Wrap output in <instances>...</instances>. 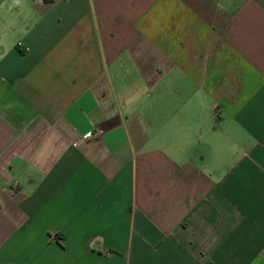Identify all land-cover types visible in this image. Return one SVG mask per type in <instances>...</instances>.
Masks as SVG:
<instances>
[{"label":"crops","instance_id":"crops-1","mask_svg":"<svg viewBox=\"0 0 264 264\" xmlns=\"http://www.w3.org/2000/svg\"><path fill=\"white\" fill-rule=\"evenodd\" d=\"M0 264H264V0H0Z\"/></svg>","mask_w":264,"mask_h":264}]
</instances>
